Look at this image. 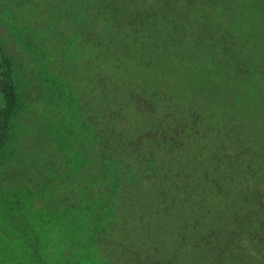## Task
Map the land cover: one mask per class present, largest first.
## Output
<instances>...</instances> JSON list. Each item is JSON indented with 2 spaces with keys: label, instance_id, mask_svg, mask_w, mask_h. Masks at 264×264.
I'll return each instance as SVG.
<instances>
[{
  "label": "trees",
  "instance_id": "trees-1",
  "mask_svg": "<svg viewBox=\"0 0 264 264\" xmlns=\"http://www.w3.org/2000/svg\"><path fill=\"white\" fill-rule=\"evenodd\" d=\"M164 1L70 0L45 35L0 5V264H264V0ZM200 24L241 49L157 35Z\"/></svg>",
  "mask_w": 264,
  "mask_h": 264
},
{
  "label": "rangeland",
  "instance_id": "rangeland-1",
  "mask_svg": "<svg viewBox=\"0 0 264 264\" xmlns=\"http://www.w3.org/2000/svg\"><path fill=\"white\" fill-rule=\"evenodd\" d=\"M6 1V2H5ZM3 3L0 0V5L2 7H4V9L7 8V5L14 7L15 11V15L18 16V20L17 22H15L16 24H14L15 27H18L17 24L20 25V27L23 28H35L38 29L39 34H41L40 30L43 32V34L45 35V33L47 34L49 30L52 29H58V28H63L64 24H66V22H69L70 19V14L67 15H63V13H65L66 11H64L63 7L67 4L70 5V0H5ZM228 2H232L234 0H226ZM219 3H221V0H213V5L212 7L209 9H207L206 7H197V11L199 13L194 12L193 11V3L189 0H187L186 2V8H184L180 3L179 0H167L164 1L162 6H161V10L164 9H168L171 12V20L173 19H178V22L180 23H184L185 22H191L193 17L196 15L197 18L200 19L199 15H202V13L204 11L208 12L207 14V20L208 21H214V19H217L220 17L227 19L230 16L236 15L238 12H242V11H238L237 9H232L233 6H229L228 8H221L219 7ZM226 4V3H224ZM228 6V5H227ZM8 9V8H7ZM204 10V11H203ZM6 13L7 10H2ZM18 14V15H17ZM199 14V15H198ZM244 14V13H243ZM59 15H62L63 17L58 19L57 17ZM222 15V16H221ZM7 20L9 19L8 15H5ZM185 22H183V20ZM201 20V19H200ZM210 23V22H209ZM188 24V23H186ZM163 25V23L161 24V26ZM160 26V27H161ZM195 26H198V24H195ZM186 28V26H185ZM160 31H157V35L160 39H166V38H170L171 36H176V35H191L192 36H196L197 39H195V42L193 43V48L192 49H185L182 46L180 47V51L179 54L185 58L188 57L189 59L194 57L199 58V59H206V58H212L214 57H219L222 55H236V54H229L227 52L223 53L222 50H220L218 48V50H216V48L214 49H210L208 50L207 48H201L198 47L197 44H199L198 42L196 43V41L199 39H207L210 41H215V36L217 37V39H219L220 44V48H222L223 50H225V48L227 47V45L230 47L231 46V39L232 35L228 36L227 39H224L223 37L220 36V34L215 33L213 30H211V32H207L204 29V25L200 24V27L197 28V30L191 29L190 31H177L176 34H172L168 28L164 27L163 29L160 28ZM187 29V28H186ZM206 33V34H205ZM252 38V37H251ZM45 43L46 44H50L51 41L46 39ZM233 49H237L240 50L241 47L239 45H234L231 46ZM78 50V49H77ZM29 166L25 167V168H19L22 176H28V172H29ZM11 218H14V220H12L13 223H15L17 220H21L19 219V217L17 215H12L10 216ZM5 239V238H4ZM6 241V239H5ZM6 242H2L1 245H5ZM3 252H7V247L5 245ZM7 264H13L11 263H7Z\"/></svg>",
  "mask_w": 264,
  "mask_h": 264
}]
</instances>
